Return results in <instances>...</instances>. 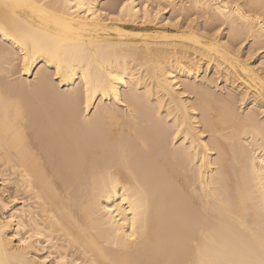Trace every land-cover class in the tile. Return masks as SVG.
I'll return each mask as SVG.
<instances>
[{
	"label": "bare ground",
	"instance_id": "6f19581e",
	"mask_svg": "<svg viewBox=\"0 0 264 264\" xmlns=\"http://www.w3.org/2000/svg\"><path fill=\"white\" fill-rule=\"evenodd\" d=\"M0 264H264V0H0Z\"/></svg>",
	"mask_w": 264,
	"mask_h": 264
},
{
	"label": "rangeland",
	"instance_id": "374dc122",
	"mask_svg": "<svg viewBox=\"0 0 264 264\" xmlns=\"http://www.w3.org/2000/svg\"><path fill=\"white\" fill-rule=\"evenodd\" d=\"M154 32L156 31H160V30H163V29H152ZM170 30V29H169ZM172 30V29H171Z\"/></svg>",
	"mask_w": 264,
	"mask_h": 264
}]
</instances>
